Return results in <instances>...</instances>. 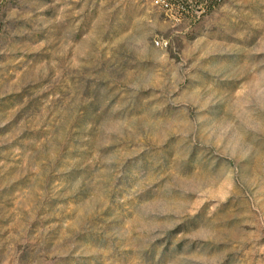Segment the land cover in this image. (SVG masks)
Wrapping results in <instances>:
<instances>
[{"label": "rangeland", "instance_id": "374dc122", "mask_svg": "<svg viewBox=\"0 0 264 264\" xmlns=\"http://www.w3.org/2000/svg\"><path fill=\"white\" fill-rule=\"evenodd\" d=\"M205 6L0 1V264H264V0Z\"/></svg>", "mask_w": 264, "mask_h": 264}, {"label": "trees", "instance_id": "16d2710c", "mask_svg": "<svg viewBox=\"0 0 264 264\" xmlns=\"http://www.w3.org/2000/svg\"><path fill=\"white\" fill-rule=\"evenodd\" d=\"M1 1V0H0ZM223 0H175V3L178 6H181L183 9L186 10H193V8H198L200 4L206 3V8L208 9L215 5H220ZM199 10H202L201 8Z\"/></svg>", "mask_w": 264, "mask_h": 264}, {"label": "built area", "instance_id": "2783aa9c", "mask_svg": "<svg viewBox=\"0 0 264 264\" xmlns=\"http://www.w3.org/2000/svg\"><path fill=\"white\" fill-rule=\"evenodd\" d=\"M155 45L156 47H162L163 45H166V43L162 40H155Z\"/></svg>", "mask_w": 264, "mask_h": 264}]
</instances>
